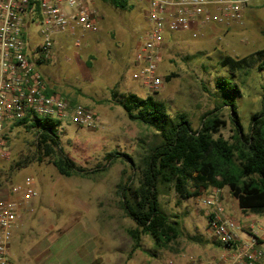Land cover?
Returning <instances> with one entry per match:
<instances>
[{"label":"rangeland","instance_id":"374dc122","mask_svg":"<svg viewBox=\"0 0 264 264\" xmlns=\"http://www.w3.org/2000/svg\"><path fill=\"white\" fill-rule=\"evenodd\" d=\"M86 1L97 30L57 38L40 71L53 90L101 119L103 127L92 130L67 121L56 127L64 154L93 175H60L51 157H44L38 149L36 128L6 131L10 158L0 160V190L5 182L17 183L31 176L40 195L33 207L23 211V222L11 244L12 258L21 256L17 264H169L190 255L209 261L221 249L215 248L207 228L211 210L202 199L218 191L226 213L262 239L264 253V214L242 211L228 188L217 192L210 188L185 199L174 188L160 187L162 209L177 224L180 236L169 247L159 248L145 235L135 251L128 230L136 225L121 209L117 195L122 179L137 186L139 172L132 165L140 164L149 148L159 142L154 129L127 117L118 103L124 95L152 96L165 103L172 119L186 114L194 130L200 128L203 116L213 113L226 122L220 135L232 142L236 128L232 108L223 103L216 83L227 75L240 89L233 101L244 131L249 130L252 116L263 109L264 70L258 69L262 60L256 58L247 75L234 79L220 62L226 56L244 58L264 49V0L251 6L242 24L230 28L211 25L197 38L190 33L169 36L158 69L164 84L155 92L144 89L132 76L135 50L149 27L148 6L131 0L133 8L122 11L101 0ZM110 153L118 154L116 162L106 158Z\"/></svg>","mask_w":264,"mask_h":264},{"label":"built area","instance_id":"2783aa9c","mask_svg":"<svg viewBox=\"0 0 264 264\" xmlns=\"http://www.w3.org/2000/svg\"><path fill=\"white\" fill-rule=\"evenodd\" d=\"M138 1L148 6L149 27L136 49L132 76L144 89L155 92L164 84L158 69L167 34L188 32L197 38L211 25L230 28L242 24L247 11L260 0ZM96 30L94 12L86 0H0L1 161L10 158L6 131L26 118L67 121L90 130L103 127L91 109L53 93L40 71L57 38ZM1 190L5 194L0 198V264H15L10 256L14 231L38 193L31 176L17 183L5 182ZM202 202L211 210L207 228L215 248L221 249L219 255L209 261L190 255L169 264H263L262 239L226 213L218 192Z\"/></svg>","mask_w":264,"mask_h":264},{"label":"trees","instance_id":"16d2710c","mask_svg":"<svg viewBox=\"0 0 264 264\" xmlns=\"http://www.w3.org/2000/svg\"><path fill=\"white\" fill-rule=\"evenodd\" d=\"M101 1L122 11L133 8L131 0ZM256 58L262 60L258 69L263 71L264 49L244 58L226 56L220 66L226 68L234 79L238 74L247 75ZM216 81L223 103L232 108V120L236 127L232 142L220 135L226 122L213 113L203 116L200 128L194 130L186 114L172 119L165 103L152 96L140 98L136 94H128L118 102L131 121L145 124L159 136V142L149 148L140 164L132 165V169L136 168L139 172L137 186L131 187L123 179L118 185L120 207L136 225L128 230L134 242V251L141 248L145 235L151 236L159 248L169 247L180 236L177 224L162 209V186L174 188L185 199L200 196L210 188H228L242 211L264 214V90L263 109L252 116L249 130L245 132L233 101L235 94L240 92L235 79L231 81L223 75ZM112 96L116 97L117 93L113 92ZM68 100L77 104L75 100ZM58 124L48 118H26L10 129L20 126L36 128L38 149L44 157H51L60 175L92 178V172L78 166L62 151L56 133ZM117 155L110 153L106 158L116 162ZM134 175L129 177V183L133 182Z\"/></svg>","mask_w":264,"mask_h":264},{"label":"crops","instance_id":"0c3cea01","mask_svg":"<svg viewBox=\"0 0 264 264\" xmlns=\"http://www.w3.org/2000/svg\"><path fill=\"white\" fill-rule=\"evenodd\" d=\"M147 5V4H146ZM250 10V9H249ZM249 10L247 11V13L249 12ZM246 13V14H247ZM214 26H216V25H214ZM219 27H222V28H225V27H223V26H219ZM184 33H188V32H184ZM169 36H172V34H167L166 35V41H167V38L169 37ZM166 43V42H165ZM138 45V44H137ZM139 46V45H138ZM137 46V47H138ZM137 49V48H136ZM135 52H136V50H135ZM134 57H135V55H134ZM162 60H163V58H162ZM161 76V75H160ZM219 190V189H218ZM217 189H216V192L218 191ZM220 191H218V193H219ZM4 194H5V191L4 190H0V195L1 196H4ZM39 196L40 195H38L37 197H35L30 203H29V205L28 206H31V207H33L34 206V201L36 200V199H38L39 198ZM27 206V207H28ZM22 222H23V219H21L20 220V222H19V224H18V226H17V228L15 229V231L16 230H18L21 226V224H22ZM248 227V226H247ZM15 231H14V234H15ZM15 240H14V236H13V239H12V242H11V244L14 242ZM10 249H11V247H10ZM10 256H11V252H10ZM21 256H19V258H20ZM18 258V259H19ZM18 259H13L12 258V256H11V260H12V262H14L15 264H17V262H19V260ZM29 259V258H28ZM16 260V261H15ZM21 260V259H20ZM19 264V263H18Z\"/></svg>","mask_w":264,"mask_h":264}]
</instances>
